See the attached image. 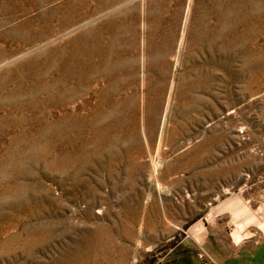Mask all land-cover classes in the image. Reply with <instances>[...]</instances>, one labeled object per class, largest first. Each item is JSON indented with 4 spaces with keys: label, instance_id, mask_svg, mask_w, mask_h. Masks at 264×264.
<instances>
[{
    "label": "rangeland",
    "instance_id": "374dc122",
    "mask_svg": "<svg viewBox=\"0 0 264 264\" xmlns=\"http://www.w3.org/2000/svg\"><path fill=\"white\" fill-rule=\"evenodd\" d=\"M66 1L0 0V264L200 258L205 231L189 230L228 219L221 203L264 179V0H120L17 45ZM158 24L205 37L184 61L202 79L190 106L170 91L150 106ZM92 28L109 47L99 77L61 75L58 52ZM171 62L170 84L182 69Z\"/></svg>",
    "mask_w": 264,
    "mask_h": 264
},
{
    "label": "bare ground",
    "instance_id": "6f19581e",
    "mask_svg": "<svg viewBox=\"0 0 264 264\" xmlns=\"http://www.w3.org/2000/svg\"><path fill=\"white\" fill-rule=\"evenodd\" d=\"M119 1L120 0H75L74 2L66 1L67 4H63L65 10L61 12V14L59 8L57 11H55L56 9L51 10L42 14L40 17H36L39 20L38 23L32 24V22H28V31L19 34V36L16 37V41L18 43L17 45L30 42L32 43V41H42L44 39L50 38L52 37V35L60 32L62 28H66L69 26L72 27L73 23L78 18L89 14V12L102 11L104 9L113 7L117 5ZM54 19L57 20L56 23L53 22ZM161 25L162 24H158L157 28L155 27V30H153V32L148 35L149 37L147 40V59L149 61V64L155 65L159 69V71L161 72V77L163 79V82L161 81L160 85H158L156 87V90L154 91V100L150 102V106L153 107L156 105H160V103H162L163 101L164 94L169 91L173 100L172 103H174V105H180L183 104V102H189L188 105L190 106L194 101H198V99H201L197 94L195 95L194 92L198 89V87H200L202 79L200 80L198 77V70L196 71L193 67L190 68V66H188V64L184 61L189 55H191V51L193 50L192 42L197 41L198 39L203 40L205 39V37L200 33L201 35H195L191 39L187 38V35H185L184 37L182 35L181 37L177 38L176 34L171 30V28H167L166 26H163V28H161ZM89 31H91L89 33L90 35L83 44H78L77 46H75L74 42L70 41L67 46L70 47V49L63 48L58 52L57 64L61 70V75L77 76L81 79L80 81L87 83H91L96 80L97 77H99L100 73L102 72L100 70V62H106L108 58H110L107 50L109 47L104 48L103 38L101 36V33H97V29L92 28ZM133 34L134 32H132V35ZM179 41L183 46V50L181 52H179V50H176V45L179 43ZM126 52L127 49H125V53ZM6 55H11V51H7ZM99 58H101V60ZM172 59L177 60L178 63H180L179 65L182 66V69H180L181 72H178L175 78V82L171 81L170 84L167 73L172 66L171 64H173L171 62Z\"/></svg>",
    "mask_w": 264,
    "mask_h": 264
},
{
    "label": "crops",
    "instance_id": "0c3cea01",
    "mask_svg": "<svg viewBox=\"0 0 264 264\" xmlns=\"http://www.w3.org/2000/svg\"><path fill=\"white\" fill-rule=\"evenodd\" d=\"M215 211L228 212L229 218L213 221V227L202 221L189 230L192 237L193 231H205L199 238L200 258L184 252V258L191 260L176 256L175 264H264V179L237 190Z\"/></svg>",
    "mask_w": 264,
    "mask_h": 264
}]
</instances>
